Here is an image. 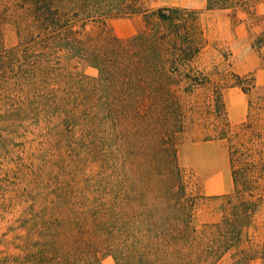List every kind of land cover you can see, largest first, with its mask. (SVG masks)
<instances>
[{"label":"rangeland","instance_id":"obj_1","mask_svg":"<svg viewBox=\"0 0 264 264\" xmlns=\"http://www.w3.org/2000/svg\"><path fill=\"white\" fill-rule=\"evenodd\" d=\"M232 2L137 0L83 13L53 0L50 14L0 0V264L24 253L20 219L58 231L60 199L86 203L79 212L117 200L137 226L145 214L180 225L188 215L211 230L225 195L239 198L232 146L252 169L258 205L218 264H264V0ZM159 8L179 11L163 21Z\"/></svg>","mask_w":264,"mask_h":264},{"label":"trees","instance_id":"obj_2","mask_svg":"<svg viewBox=\"0 0 264 264\" xmlns=\"http://www.w3.org/2000/svg\"><path fill=\"white\" fill-rule=\"evenodd\" d=\"M52 1L32 0L36 3L34 6L37 11L44 8L45 13L50 14ZM91 4H137V0H58V10L63 7L69 12L78 8L80 12L89 13ZM227 4H233L232 0H208L209 9L227 7ZM125 9V13H141L134 5H127ZM178 11V8H159L154 15L160 20L168 21ZM46 20H50V16H46ZM67 21L66 16L58 11V29L68 27ZM71 30H68L70 35ZM241 88L250 95L249 89L243 86ZM252 107L250 99V111ZM260 108L264 109V103ZM248 128L253 132L257 130L253 122ZM243 154L240 148L230 147L233 193L239 198L234 203L232 193L225 195L229 206L224 219L210 226L211 230L208 227L197 230L188 215L178 218L182 223L180 225L172 221L171 216L154 219L152 215L145 214L143 226H137L136 217L127 216L118 210L121 202L117 200H95L89 204L87 211L79 212L75 207L86 203L79 202L78 206L73 200L60 199L58 231L50 222H39L38 216L33 217L31 223L28 219H20L21 226L28 228V238L20 246L24 253L14 257L13 264H102L107 255H112L118 264H218L224 254L240 241L242 227L249 223L258 205V201L253 199L258 185L252 169L242 162ZM94 187L96 191H103L107 186L96 184ZM244 195L249 198H240ZM63 208H68L70 213H60ZM30 224L32 225L29 227ZM35 232L40 236L33 242L29 238ZM55 232L58 233V241ZM5 261L11 264L8 259Z\"/></svg>","mask_w":264,"mask_h":264}]
</instances>
